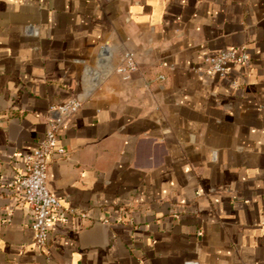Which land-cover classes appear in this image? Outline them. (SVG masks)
Returning <instances> with one entry per match:
<instances>
[{"label": "crops", "instance_id": "crops-1", "mask_svg": "<svg viewBox=\"0 0 264 264\" xmlns=\"http://www.w3.org/2000/svg\"><path fill=\"white\" fill-rule=\"evenodd\" d=\"M78 97L41 247L17 180ZM0 264H264V0H0Z\"/></svg>", "mask_w": 264, "mask_h": 264}, {"label": "built area", "instance_id": "built-area-1", "mask_svg": "<svg viewBox=\"0 0 264 264\" xmlns=\"http://www.w3.org/2000/svg\"><path fill=\"white\" fill-rule=\"evenodd\" d=\"M249 59V54L243 48H231L209 55L205 61L209 70L226 76L232 65L247 63ZM136 65L133 54L127 53L119 71L127 74L134 70ZM81 106L82 101L73 98L52 107L56 115L50 120L49 130L39 146L26 156V173L20 175L17 180L23 190L25 200L32 207V227L35 230L36 243L41 247L48 242L51 222L59 218L66 219L69 214L49 187L48 158L54 154L64 155L66 153V149L59 143V131L67 123L68 118L75 114Z\"/></svg>", "mask_w": 264, "mask_h": 264}, {"label": "water", "instance_id": "water-1", "mask_svg": "<svg viewBox=\"0 0 264 264\" xmlns=\"http://www.w3.org/2000/svg\"><path fill=\"white\" fill-rule=\"evenodd\" d=\"M79 100H82L81 97H78Z\"/></svg>", "mask_w": 264, "mask_h": 264}]
</instances>
